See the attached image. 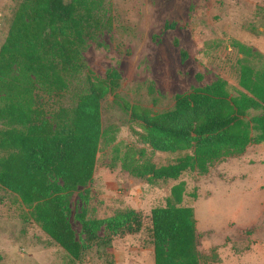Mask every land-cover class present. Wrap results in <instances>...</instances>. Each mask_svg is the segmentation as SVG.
Masks as SVG:
<instances>
[{
    "label": "rangeland",
    "instance_id": "374dc122",
    "mask_svg": "<svg viewBox=\"0 0 264 264\" xmlns=\"http://www.w3.org/2000/svg\"><path fill=\"white\" fill-rule=\"evenodd\" d=\"M21 1L0 0V47ZM95 17L98 27L84 37L77 78L59 95L40 90L38 101L50 116L74 105L87 76L118 72V87L101 101L94 172L69 194L66 214L83 244L80 214L105 221L133 209L141 215V229L85 245L74 259L42 230L30 207L0 185V264H154L151 210L166 204L179 181L185 183L181 205L194 212L199 264H264V141L213 162L204 173L191 170L166 182H149L124 166L171 158L141 143L137 132L143 128L133 111L167 110L176 94L217 77L236 95L238 62L264 71V0H99ZM261 112L250 110L246 118ZM104 227L97 230L101 237Z\"/></svg>",
    "mask_w": 264,
    "mask_h": 264
},
{
    "label": "trees",
    "instance_id": "16d2710c",
    "mask_svg": "<svg viewBox=\"0 0 264 264\" xmlns=\"http://www.w3.org/2000/svg\"><path fill=\"white\" fill-rule=\"evenodd\" d=\"M98 4L22 0L0 47V121L5 125L0 127V185L16 193L42 230L74 259L85 245L134 234L142 226L141 215L133 209L105 221L80 214L83 244L66 214L69 194L94 172L102 136L101 101L118 87V72L109 70L104 78L87 76L74 105L50 116L38 101L40 90L59 95L81 72L84 37L98 27ZM236 81L241 88L236 95H230L228 82L217 77L176 94L167 110L133 111L143 128L137 132L141 143L171 158L161 164L148 158L125 162V168L149 182H166L191 170L204 173L213 162L264 141V71L238 62ZM258 109L262 112L246 118ZM184 189V181L173 184L166 204L151 210L154 264H199L193 208L181 205ZM103 223L101 237L97 230Z\"/></svg>",
    "mask_w": 264,
    "mask_h": 264
}]
</instances>
